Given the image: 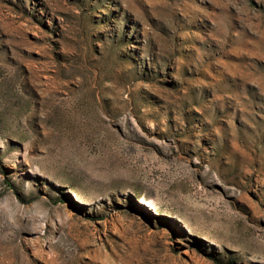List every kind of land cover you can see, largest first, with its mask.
<instances>
[{
	"label": "rangeland",
	"instance_id": "374dc122",
	"mask_svg": "<svg viewBox=\"0 0 264 264\" xmlns=\"http://www.w3.org/2000/svg\"><path fill=\"white\" fill-rule=\"evenodd\" d=\"M0 264H264V0H0Z\"/></svg>",
	"mask_w": 264,
	"mask_h": 264
}]
</instances>
